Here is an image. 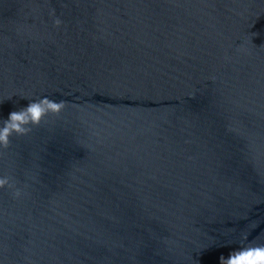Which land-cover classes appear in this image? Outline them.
<instances>
[{"label": "water", "instance_id": "1", "mask_svg": "<svg viewBox=\"0 0 264 264\" xmlns=\"http://www.w3.org/2000/svg\"><path fill=\"white\" fill-rule=\"evenodd\" d=\"M44 96L0 155V264L264 244V0H0V121Z\"/></svg>", "mask_w": 264, "mask_h": 264}, {"label": "clouds", "instance_id": "2", "mask_svg": "<svg viewBox=\"0 0 264 264\" xmlns=\"http://www.w3.org/2000/svg\"><path fill=\"white\" fill-rule=\"evenodd\" d=\"M50 15L55 16L54 9L50 12ZM53 23L58 27L61 25L62 20L59 17H55ZM65 107V101H55L44 96L31 99L26 107L10 112L7 119L0 121V155L3 154V150L9 148L11 144L10 137L13 135H27L34 126H39L47 118L59 116ZM5 186L12 190L14 198L21 196V190L16 187V182L11 176L0 177V188ZM246 240L247 237L245 236L240 242L242 246L232 250L227 258L221 255L219 264H264V244L245 243Z\"/></svg>", "mask_w": 264, "mask_h": 264}]
</instances>
